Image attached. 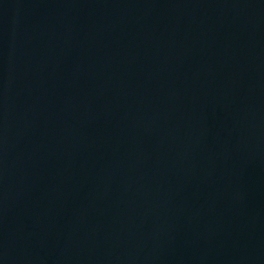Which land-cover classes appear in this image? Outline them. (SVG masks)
I'll return each instance as SVG.
<instances>
[{
    "label": "water",
    "instance_id": "obj_1",
    "mask_svg": "<svg viewBox=\"0 0 264 264\" xmlns=\"http://www.w3.org/2000/svg\"><path fill=\"white\" fill-rule=\"evenodd\" d=\"M0 264H264V0H0Z\"/></svg>",
    "mask_w": 264,
    "mask_h": 264
}]
</instances>
